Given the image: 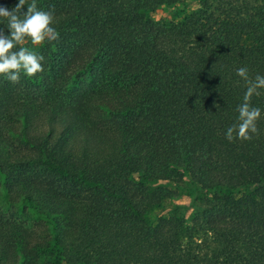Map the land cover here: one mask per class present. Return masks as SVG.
Masks as SVG:
<instances>
[{
  "label": "trees",
  "instance_id": "1",
  "mask_svg": "<svg viewBox=\"0 0 264 264\" xmlns=\"http://www.w3.org/2000/svg\"><path fill=\"white\" fill-rule=\"evenodd\" d=\"M37 7L59 39L13 50L44 71L0 75V264H264V89L258 133L225 137L248 88L236 70L264 75V0ZM161 7L182 16L148 17ZM176 177L190 216L166 207Z\"/></svg>",
  "mask_w": 264,
  "mask_h": 264
},
{
  "label": "clouds",
  "instance_id": "2",
  "mask_svg": "<svg viewBox=\"0 0 264 264\" xmlns=\"http://www.w3.org/2000/svg\"><path fill=\"white\" fill-rule=\"evenodd\" d=\"M26 4L27 0H17L11 10L0 5V23L6 20L8 29L7 34L0 30V75L13 83L19 82L22 76L32 77L43 72L45 59L29 47H21L18 51L13 49L26 39H30L31 44L38 45L45 41H57L60 36L54 26V11L42 10L37 7V0H32L27 4V11L22 12ZM236 74L247 82L248 88L243 102L237 108L238 123L227 128L225 137L229 141L234 138L251 140L258 133L257 121L262 109L251 106L250 99L254 94H259V89H264V75L257 74L255 80H251L247 67L238 68Z\"/></svg>",
  "mask_w": 264,
  "mask_h": 264
},
{
  "label": "rangeland",
  "instance_id": "3",
  "mask_svg": "<svg viewBox=\"0 0 264 264\" xmlns=\"http://www.w3.org/2000/svg\"><path fill=\"white\" fill-rule=\"evenodd\" d=\"M195 3L192 2L188 10L195 8ZM148 17L155 21H170V20H179L182 14L174 12L171 8L161 7L152 12H149ZM181 178H174L169 189L171 190V199L167 200L166 207L170 209L173 205H180V210L183 211V206L186 209V215L190 216L194 212V207L192 205V193L193 191L189 190L186 183L182 181ZM185 181V180H184ZM159 209H154L152 211V216H156L159 212Z\"/></svg>",
  "mask_w": 264,
  "mask_h": 264
}]
</instances>
